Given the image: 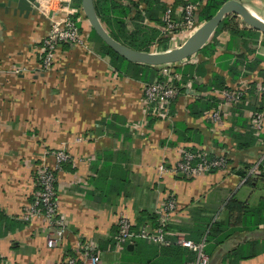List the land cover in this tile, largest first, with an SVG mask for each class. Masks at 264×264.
Listing matches in <instances>:
<instances>
[{
	"label": "crops",
	"instance_id": "0c3cea01",
	"mask_svg": "<svg viewBox=\"0 0 264 264\" xmlns=\"http://www.w3.org/2000/svg\"><path fill=\"white\" fill-rule=\"evenodd\" d=\"M160 1L168 11L174 7L179 19L183 16L184 6L177 0ZM238 1L264 21V0ZM77 2L36 0L39 5L34 4V10L20 11L19 0H0V264H58L66 255H75L79 241L85 239L98 244L100 264H124L126 248L133 257L150 256L137 248L148 241L131 243L118 253L112 236L121 215L139 225L153 220L169 195L177 198L179 210L169 224L171 244H154L157 254L164 264L185 258L188 253L173 250L179 246L194 254L184 264L194 261L196 253L178 243L180 235L206 240L207 235L194 232L207 229V233L223 219L225 205L233 197L251 207L264 204V178L247 184L234 169L256 164L264 154V141L251 128L252 113L262 102L258 86L264 83V32L243 17L238 21L240 15L226 14L200 50L184 59L185 89L162 119L146 102V82L114 71L86 17L78 15L82 43L63 44L53 69L41 70L38 47L49 31L50 16L66 15ZM146 5L141 2L140 8ZM159 15L162 18L163 13ZM144 24L159 29V38L168 39L166 49L154 42L149 51L140 52L151 54L194 45L201 27L197 24L172 37L164 24L147 19ZM234 27L251 32L250 37L233 38ZM206 45L213 47L202 51ZM238 61L243 64L231 71ZM233 88L246 89L245 104L224 103L223 90ZM213 103L224 114L221 125L216 126L209 115L214 110H206ZM185 149L225 154L231 163L224 171L197 177L159 170L161 163L179 161ZM60 150L69 155L56 182L67 233L64 242L49 247L52 230L46 220L26 221L21 214L39 189L42 156L46 154L54 165ZM257 218L259 225L254 227L251 223ZM249 225L229 226L206 243L212 264H264V208Z\"/></svg>",
	"mask_w": 264,
	"mask_h": 264
},
{
	"label": "built area",
	"instance_id": "2783aa9c",
	"mask_svg": "<svg viewBox=\"0 0 264 264\" xmlns=\"http://www.w3.org/2000/svg\"><path fill=\"white\" fill-rule=\"evenodd\" d=\"M183 16L176 21L169 11L164 15V30L170 32L173 29H181V31L193 26L195 16L199 10L197 4L189 3L182 7ZM80 17H86L82 7L69 8L66 15L50 16V28L46 36L39 42L38 51L42 54V63L40 68L42 71H50L53 69L57 52L63 44L80 45L83 41L80 29ZM199 26L203 23L198 21ZM185 60L174 62V68L183 67ZM177 64V65H176ZM168 63L166 67H170ZM165 68V67H164ZM161 73L167 77L165 81H156L146 84L144 88L145 98L148 105L151 106L152 114L162 119H166L169 115V105L171 100L177 95V89L171 84L174 78H180L181 73L175 68L174 74ZM258 93L264 97V83L258 86ZM222 98L226 105H232L240 101L243 97H247L246 89H226L222 92ZM259 106V103L257 104ZM221 109L210 112V117L217 125H221L224 120V114ZM251 128L259 140H263L264 136V110H257L251 116ZM204 153L197 156L194 152L185 149L182 151L179 161L176 163H161L159 170L162 173H171L182 175L184 177H197L199 175L211 173L212 168H218L217 171H224L228 168L227 156L225 154L216 155L217 160H210ZM56 164H51L47 160V155L42 156V162L38 167L37 182L39 190L35 193V200L29 203L21 214L26 221L32 220L34 217H43L47 225L51 227L52 233L48 236L47 244L49 247H55L59 243L64 242L67 233V222L60 215L57 199L56 182L57 173L61 170L62 163L69 158V155L63 151L55 153ZM197 157H201V163H194ZM264 165V154L258 163L254 164L248 171L247 176L258 173V165ZM245 179H243V182ZM179 210L177 198L174 195L166 196L159 204L155 214L157 221L149 220L142 224H137L128 215H121L117 222L116 232L112 236V244L116 252L120 253L127 245L138 240H148L155 245L171 244L170 235L172 230L169 224ZM178 243L184 247L193 250L196 253V260L185 264H212L209 255L206 252V240L196 242L184 235L179 236ZM100 248L93 240H80L75 255H66L58 264H100Z\"/></svg>",
	"mask_w": 264,
	"mask_h": 264
},
{
	"label": "trees",
	"instance_id": "16d2710c",
	"mask_svg": "<svg viewBox=\"0 0 264 264\" xmlns=\"http://www.w3.org/2000/svg\"><path fill=\"white\" fill-rule=\"evenodd\" d=\"M95 11L97 13L98 18L100 21L105 25L106 29L108 30L111 37L117 41L120 45L130 50L138 51V52H147L150 50L152 44L157 42V46H163L165 49L167 48L168 39H161L159 38L161 35V31L157 28L149 27L145 25V20L155 21L157 24H165L163 21L165 13L168 11L165 7L161 4L160 0H93ZM227 0H192V1H183L177 0L176 4H181L182 6H186L189 3H198V20H209L212 16L216 14L219 8L226 2ZM145 2L147 5L144 6L143 9L140 8V3ZM155 2V7L152 4ZM81 0H78L76 3L77 8H81ZM175 4V5H176ZM174 7L171 9L170 14L172 17L179 21V17L174 14L173 12ZM163 13L161 18L160 13ZM223 25V24H222ZM222 27V26H221ZM93 35L101 41L102 43V54L108 56L110 58V64L113 67L114 71L123 76H128L137 80H141L146 82V84H150L156 81H165L167 79L161 73V70L157 66H152L145 63H140L136 61H132L127 59L126 57L122 56L120 53L112 49L108 46L92 29ZM251 32L247 30H241L238 27L231 28V36L236 39H241L244 37H250ZM161 43V44H160ZM213 45H206L202 48V51L207 52L209 48H212ZM189 64V63H188ZM242 61L236 62V65H232L230 68L231 71L236 70L237 65H242ZM187 62L183 65L182 68L176 66V70L181 73L180 78H174L171 84L177 89V95L171 100L170 105L172 106L179 95V93L185 89L184 84L185 81L188 79V73L184 71ZM235 67V68H233ZM191 71L194 72V67L191 66ZM184 71V73H183ZM218 77V76H217ZM220 87H224L225 83L223 81L220 82ZM227 88V87H225ZM262 102L257 105L256 110L261 111L264 106V97L261 98ZM245 97H243L239 103V105L245 104ZM215 102V101H214ZM237 103V102H236ZM218 104V102H217ZM217 104L213 103L207 107L206 110L212 109L216 110ZM235 104V103H234ZM238 105V104H235ZM253 131V129H252ZM254 132V131H253ZM257 137V136H256ZM258 138V137H257ZM264 141V136H262ZM259 139V138H258ZM256 140L255 143H259V140ZM194 152L197 156H201L204 153L205 149H188ZM205 154L207 158L210 160H217V156L210 152L206 151ZM201 157H197L194 160V163H201ZM228 165L231 163L230 159H227ZM254 164H247L243 163L239 167L234 168L237 169V172L245 179L247 184H253L257 181V179L264 178V165H258V173L249 175L248 171ZM62 167V166H61ZM217 167L212 168V172H217ZM40 189V188H39ZM38 189V190H39ZM37 190V191H38ZM56 191H57V184H56ZM35 200V194L32 196L31 202ZM264 208V204L261 206L251 207L247 203L238 200L237 198L233 197L229 199V201L225 205V217L223 219L216 220L209 231L206 233L207 229H199L195 231L196 235H207L206 236V243L212 241L216 238L217 235L223 233L229 226L232 225H243L244 227L250 226V220L258 216L260 214V210ZM155 221H157V216L153 217ZM153 219V220H154ZM250 219V220H249ZM259 219L253 221L251 224L254 227L259 225ZM193 233V232H191ZM143 241V240H138ZM136 241V242H138ZM148 241V240H146ZM150 242V241H148ZM138 243L137 248L145 249L151 253L150 256H131L130 251L126 248L125 254V263L129 262H137L138 264H164L161 257L158 256L156 247L154 244L149 243ZM152 243V242H151ZM176 253L183 254L184 252L187 254L185 258H178L171 260V262H167L165 264H184V262L193 259L194 254L190 253L186 249H183L179 246H175L173 249ZM179 261V263H177Z\"/></svg>",
	"mask_w": 264,
	"mask_h": 264
},
{
	"label": "water",
	"instance_id": "95a60500",
	"mask_svg": "<svg viewBox=\"0 0 264 264\" xmlns=\"http://www.w3.org/2000/svg\"><path fill=\"white\" fill-rule=\"evenodd\" d=\"M34 4L35 6L39 5L36 3V0H19V9L20 11H32L34 10V7H32ZM81 7L92 28L108 46L129 60L149 64L152 66L182 61L199 51L200 48L208 41L226 14L235 13L240 15L251 27L264 32L263 20L255 17L253 13L240 1L227 0L219 8L216 14L203 23L198 29V32L195 35L198 38V41L194 43V45L190 46L189 44L192 43L190 42L178 49L160 54L140 53L123 47L111 37L105 25L97 16L93 0H81Z\"/></svg>",
	"mask_w": 264,
	"mask_h": 264
},
{
	"label": "rangeland",
	"instance_id": "374dc122",
	"mask_svg": "<svg viewBox=\"0 0 264 264\" xmlns=\"http://www.w3.org/2000/svg\"><path fill=\"white\" fill-rule=\"evenodd\" d=\"M197 14H198V12H197ZM196 14V16H195V21H194V23H193V26H191V25H189V26H187L188 28H186L185 30H187V29H194L196 26H197V24H198V15ZM86 20H87V18H85ZM88 21V20H87ZM238 21H243V18L242 17H238ZM179 31H181V29H173L172 31H170L168 34L169 35H171L172 37H174L175 36V34L177 33V32H179ZM178 49V48H177ZM174 50V49H173ZM170 51H172V50H170ZM176 63V62H175ZM166 65H168V64H161V65H157V67L160 69V70H162L163 71V73H165V74H174V70H175V68H174V63H171V66L170 67H166ZM177 65V64H176ZM165 67V68H164Z\"/></svg>",
	"mask_w": 264,
	"mask_h": 264
},
{
	"label": "bare ground",
	"instance_id": "6f19581e",
	"mask_svg": "<svg viewBox=\"0 0 264 264\" xmlns=\"http://www.w3.org/2000/svg\"><path fill=\"white\" fill-rule=\"evenodd\" d=\"M255 17L259 18L257 15L253 14Z\"/></svg>",
	"mask_w": 264,
	"mask_h": 264
}]
</instances>
